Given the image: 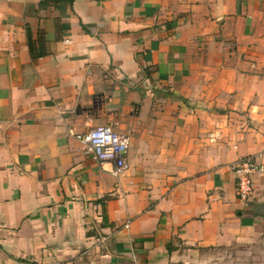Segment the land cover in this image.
Returning a JSON list of instances; mask_svg holds the SVG:
<instances>
[{
    "label": "crops",
    "instance_id": "crops-1",
    "mask_svg": "<svg viewBox=\"0 0 264 264\" xmlns=\"http://www.w3.org/2000/svg\"><path fill=\"white\" fill-rule=\"evenodd\" d=\"M0 264H264V0H0Z\"/></svg>",
    "mask_w": 264,
    "mask_h": 264
},
{
    "label": "built area",
    "instance_id": "built-area-1",
    "mask_svg": "<svg viewBox=\"0 0 264 264\" xmlns=\"http://www.w3.org/2000/svg\"><path fill=\"white\" fill-rule=\"evenodd\" d=\"M77 139L82 143L92 158L100 164H110L111 174L119 177L127 168L126 154L129 147L128 139L115 131L111 126H98L79 134ZM236 176L237 196L247 200L252 193V178L262 170L256 157L246 156L231 166ZM129 222L125 224L127 227Z\"/></svg>",
    "mask_w": 264,
    "mask_h": 264
}]
</instances>
